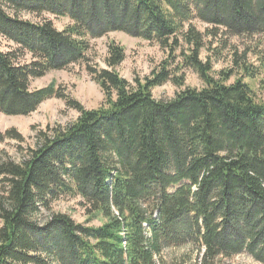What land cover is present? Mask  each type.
I'll return each mask as SVG.
<instances>
[{
    "label": "trees",
    "instance_id": "trees-1",
    "mask_svg": "<svg viewBox=\"0 0 264 264\" xmlns=\"http://www.w3.org/2000/svg\"><path fill=\"white\" fill-rule=\"evenodd\" d=\"M51 16L69 22L58 29ZM112 32L165 56L130 82L117 70L125 48L110 40L105 66L91 65L90 41ZM0 38V114L27 116L51 98L78 113L31 144L0 129V264H264V101L245 81L260 74L247 52L264 44V0H0ZM74 65L100 87L99 107L55 83L30 87ZM186 70L202 87L185 85ZM168 82L174 97L155 99ZM66 197L80 199L86 222L52 209Z\"/></svg>",
    "mask_w": 264,
    "mask_h": 264
},
{
    "label": "rangeland",
    "instance_id": "rangeland-1",
    "mask_svg": "<svg viewBox=\"0 0 264 264\" xmlns=\"http://www.w3.org/2000/svg\"><path fill=\"white\" fill-rule=\"evenodd\" d=\"M26 18H34L31 15L24 14ZM58 29H62L69 21L66 18L50 17ZM199 30H204V25L200 22H195ZM114 40L125 48V59L117 67L119 73L128 81L132 82L134 75L143 77L149 74L150 70L165 56L164 51L155 43H149L140 38L132 37L121 32H112L105 37L91 40V49L88 55L90 64L94 66L104 67L103 58L106 55L107 42ZM233 43L238 45L239 49L245 48L247 42L243 39L233 38ZM230 40V41H231ZM250 41H248L249 43ZM252 46H258L255 50H250L248 53V62L254 67H259L260 74L255 79L245 78V81L255 91L257 98L264 101V44L260 41L250 42ZM9 42L0 38V49H6ZM225 56L227 52H224ZM206 51L201 52V57L204 59ZM229 58H224L221 61H214L213 70L217 71L221 68L228 67ZM185 85L200 88L203 83L193 70L185 71ZM233 81V77L231 79ZM230 81V82H232ZM49 83H55L62 91L69 94L71 97L78 100L85 108L93 109L99 107L103 101V93L100 87L91 79V76L85 70L84 65H74L67 70H55L46 73L40 78L33 79L30 82L32 89L41 88ZM177 87L170 82L155 87L152 90V95L157 100H170L174 97ZM78 113L66 107L64 101L58 98H51L43 101L36 111L27 116H6L0 114V129L4 130L9 127H15L26 139V144H31L32 139L37 131L45 129L46 125L54 126L56 124L65 125L76 119ZM16 143L7 141L1 149L5 150L13 159L17 160L19 155L15 151ZM25 145V144H24ZM80 199L76 197H66L53 203L52 209L70 215L76 222H86L87 216L83 207L79 204ZM49 213L43 211L39 217L43 219ZM100 218H95L89 224L99 225ZM183 249L172 248L167 251L170 255H179ZM222 264H258L247 255H237L232 258L222 259Z\"/></svg>",
    "mask_w": 264,
    "mask_h": 264
}]
</instances>
